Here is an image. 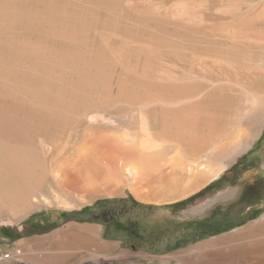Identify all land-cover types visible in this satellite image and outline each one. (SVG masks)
<instances>
[{
  "label": "rangeland",
  "instance_id": "obj_1",
  "mask_svg": "<svg viewBox=\"0 0 264 264\" xmlns=\"http://www.w3.org/2000/svg\"><path fill=\"white\" fill-rule=\"evenodd\" d=\"M143 126L163 144L146 188L183 199L141 202L107 172L133 158L115 136L141 143ZM213 154L225 171L191 191ZM164 206L199 244H164ZM81 210L115 223L103 240L80 228L69 264H196L232 236L264 263V0H0V225L61 229Z\"/></svg>",
  "mask_w": 264,
  "mask_h": 264
},
{
  "label": "crops",
  "instance_id": "obj_2",
  "mask_svg": "<svg viewBox=\"0 0 264 264\" xmlns=\"http://www.w3.org/2000/svg\"><path fill=\"white\" fill-rule=\"evenodd\" d=\"M159 210L160 218L163 219L161 220L163 222L161 230L165 233L164 244L171 247L178 244L173 248V251H183L200 243L198 241V221L193 216L184 215L182 212L177 213L168 206L161 207ZM88 211L100 213L98 209L91 208ZM88 211L80 212L79 218L75 217L67 223L66 227L61 229H52L51 217L48 216L17 227L0 225V264H69L71 251L75 250L74 253H77L79 244L84 246L81 242L82 238L86 240L88 237L87 235H80V228L85 227L93 230L95 235L101 239L104 232L113 230L115 221L101 224L98 221L82 220L81 218H84ZM60 218L61 214L58 217L54 216L52 222H58ZM146 220L149 222L148 224L153 226L148 218ZM192 222L196 223L194 229L191 227ZM137 229L140 228L132 226L129 239L154 236L152 231L145 229L139 230L137 235ZM74 231H76L75 234ZM72 238L77 242L76 245H73L75 246L73 249ZM106 240L108 243L116 242L115 240ZM18 250H21V254H17ZM55 253L56 256H54ZM74 258L76 259L77 256Z\"/></svg>",
  "mask_w": 264,
  "mask_h": 264
},
{
  "label": "bare ground",
  "instance_id": "obj_3",
  "mask_svg": "<svg viewBox=\"0 0 264 264\" xmlns=\"http://www.w3.org/2000/svg\"><path fill=\"white\" fill-rule=\"evenodd\" d=\"M143 127H144L143 128L144 136L142 135V137H145V139L143 138L144 139L143 140L142 138H140L143 140L141 143L139 142L140 144L138 143L139 140L138 141L135 140L136 144L133 141V144L126 146L127 145L126 141L123 140L122 137L118 135L115 136V140H116L118 147H120L121 149H123L124 151L128 153H131L133 158H130V161H127V160L124 161L123 159L119 160L115 164L116 167L113 166L114 168L113 167L110 168L108 165L107 167H109V169L107 170V172L109 171L112 174V176L116 178L117 180L116 182L120 186H122L125 190H128L130 194H132L137 200L141 202L158 203V204L159 203H172L180 199H183L188 194H191L189 191L174 192V191L163 190V191L152 192L151 190H148L146 188L144 184L145 178L148 175L152 174L151 172L159 170L157 159L158 158L160 159L161 156L160 154L156 155L154 153H158L159 149L163 147V144L161 143L160 139L157 138L154 131H152L150 128L146 126H143ZM242 135L244 134L240 132L238 135H236L237 137L235 138L237 142H235V140L233 141L235 143H238V140L239 141L240 139L243 140L242 138H244V136L242 137ZM125 137H128V136H125ZM221 154L211 155L212 157H210V159L208 160V164L204 165V169H201L198 175L193 173L194 174L193 176L199 177V183L197 181L196 183L198 184L191 191H195L199 189L200 187H202L203 185L208 184V182H211L212 180H215L221 176V174L225 171L227 167V164L225 163L223 159L224 155L222 156ZM131 159H134V160L131 162ZM231 159L233 160L234 157H232ZM198 161L199 160H197V162L195 163L197 164ZM200 161H199L200 163L204 162L202 160ZM174 162H178V161H174ZM190 189L191 188H189V190ZM70 205L71 204H66L65 208L67 209L72 208V206L70 207ZM238 239L240 240L241 238L238 236H232V237L227 238L225 241L217 240L211 251H208L205 254L200 255V256L197 255L196 259L195 260L193 259V260L196 261V264H248V262L251 259L254 258L255 260V257L258 251L256 252V250L252 247L246 249L241 244H236ZM168 258L166 257L162 258L163 261L161 264H172V262L169 261ZM116 261L113 260L115 264H139L138 261L136 262L131 259L125 262H116ZM179 263L186 264L185 262L180 261V260H179Z\"/></svg>",
  "mask_w": 264,
  "mask_h": 264
},
{
  "label": "trees",
  "instance_id": "obj_4",
  "mask_svg": "<svg viewBox=\"0 0 264 264\" xmlns=\"http://www.w3.org/2000/svg\"><path fill=\"white\" fill-rule=\"evenodd\" d=\"M221 233V231L220 230H216L215 232H214V234H211L210 236H212V235H218V234H220ZM113 240L115 239V238H112Z\"/></svg>",
  "mask_w": 264,
  "mask_h": 264
},
{
  "label": "built area",
  "instance_id": "obj_5",
  "mask_svg": "<svg viewBox=\"0 0 264 264\" xmlns=\"http://www.w3.org/2000/svg\"><path fill=\"white\" fill-rule=\"evenodd\" d=\"M17 254H21V250H18V251H17Z\"/></svg>",
  "mask_w": 264,
  "mask_h": 264
},
{
  "label": "flooded vegetation",
  "instance_id": "obj_6",
  "mask_svg": "<svg viewBox=\"0 0 264 264\" xmlns=\"http://www.w3.org/2000/svg\"><path fill=\"white\" fill-rule=\"evenodd\" d=\"M102 214H103V212H102V211H100L99 215H102Z\"/></svg>",
  "mask_w": 264,
  "mask_h": 264
}]
</instances>
